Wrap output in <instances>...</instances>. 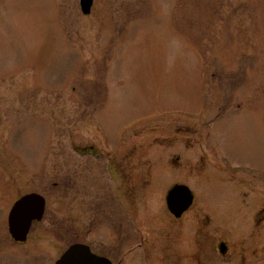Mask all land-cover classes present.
I'll return each instance as SVG.
<instances>
[{
  "label": "rangeland",
  "instance_id": "rangeland-1",
  "mask_svg": "<svg viewBox=\"0 0 264 264\" xmlns=\"http://www.w3.org/2000/svg\"><path fill=\"white\" fill-rule=\"evenodd\" d=\"M0 238V264H264V0H0Z\"/></svg>",
  "mask_w": 264,
  "mask_h": 264
},
{
  "label": "water",
  "instance_id": "water-1",
  "mask_svg": "<svg viewBox=\"0 0 264 264\" xmlns=\"http://www.w3.org/2000/svg\"><path fill=\"white\" fill-rule=\"evenodd\" d=\"M94 0H80L81 10L89 14ZM194 194L191 188L182 183L173 185L167 193L166 202L169 211L175 217H181L193 204ZM45 210V198L32 193L16 202L9 214V229L17 240L26 239L32 218L41 219ZM224 249L221 247V251ZM55 264H112L107 257L98 256L89 246L82 243L71 245Z\"/></svg>",
  "mask_w": 264,
  "mask_h": 264
},
{
  "label": "flooded vegetation",
  "instance_id": "flooded-vegetation-1",
  "mask_svg": "<svg viewBox=\"0 0 264 264\" xmlns=\"http://www.w3.org/2000/svg\"><path fill=\"white\" fill-rule=\"evenodd\" d=\"M32 193L41 194V193H38V192H36V191H31V192H26V193H24V194H21V195H20V196L14 201V203H13V205H12L10 211H9V214H10L11 210L13 209L14 205L16 204V202H17L18 200H20V199L23 198L24 196L29 195V194H32ZM41 195H42V194H41ZM42 196H43V195H42ZM43 197L45 198V196H43ZM46 203H47V201H46V198H45V210H44V214H43V216H42L41 219H43V217H44V215H45V211H46ZM41 219H35V218H32V221H31V224H30V228H29V231H28L27 235H29L33 223H34L35 221H37V220H41ZM8 224H9V215H8ZM8 231H9V235H10V238H11V240H12L13 245H14V246H17V247H21V246H23L22 244H23L24 242H26V239H24V240H17V239H15V237H14V236L12 235V233L10 232V229H9ZM26 237H27V236H26ZM4 241H5V240H4L3 238H0V261H1L2 259L6 258V254H7V250H8V245L6 244V241H5V242H4ZM75 243H82V244H85V245L89 246V248L91 249V251H92L93 253H95V254L98 255V256L107 257V258L111 261V263L114 264L113 261H112L107 255L102 254V253L95 252V251L91 248V246H90L89 244L85 243V242H74V243L70 244V245L66 248V250H67L71 245H73V244H75ZM66 250H65V251H66ZM65 251H64V252H65ZM64 252H63V253H64ZM63 253H62V254L56 259V261H57V260L63 255ZM56 261H55V263H56ZM55 263H54V264H55Z\"/></svg>",
  "mask_w": 264,
  "mask_h": 264
}]
</instances>
